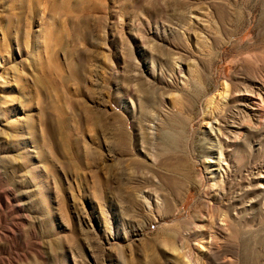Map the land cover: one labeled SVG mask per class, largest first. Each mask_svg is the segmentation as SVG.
Segmentation results:
<instances>
[{
    "label": "rangeland",
    "instance_id": "obj_1",
    "mask_svg": "<svg viewBox=\"0 0 264 264\" xmlns=\"http://www.w3.org/2000/svg\"><path fill=\"white\" fill-rule=\"evenodd\" d=\"M257 80L264 0H0V264H264Z\"/></svg>",
    "mask_w": 264,
    "mask_h": 264
},
{
    "label": "bare ground",
    "instance_id": "obj_2",
    "mask_svg": "<svg viewBox=\"0 0 264 264\" xmlns=\"http://www.w3.org/2000/svg\"><path fill=\"white\" fill-rule=\"evenodd\" d=\"M226 97L231 102V112L228 111L229 115L226 114L228 116L225 118V120L222 119L223 121H219L217 119H219L220 117H217V119L214 120L215 125L211 124V129H214L216 131L215 136H217L216 139L219 140L220 143V148H218V150L221 149L220 151H218L219 156L215 161L213 160L217 165V168L211 173L212 175L220 176L221 179H223L225 173H227L230 169L228 164L229 161L226 162L225 151L231 150V142H234L236 137H238V134L243 131L245 127V120L247 122L249 121V123L251 124L252 128L248 127L250 129H254L258 126V122L260 121V113L264 109V82L257 80L253 81L250 85L247 84L239 86L232 90ZM246 183L247 184L242 185L239 189L238 194L240 196H244L245 194H247L248 186L250 185H255L256 187H258V185H264V165L253 167L250 172L249 180L246 181ZM234 214L236 215L237 212H234Z\"/></svg>",
    "mask_w": 264,
    "mask_h": 264
}]
</instances>
